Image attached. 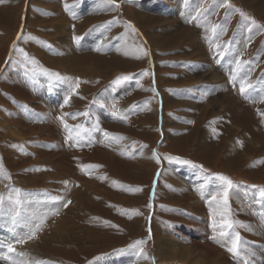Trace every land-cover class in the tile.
I'll return each mask as SVG.
<instances>
[{
  "label": "rangeland",
  "instance_id": "1",
  "mask_svg": "<svg viewBox=\"0 0 264 264\" xmlns=\"http://www.w3.org/2000/svg\"><path fill=\"white\" fill-rule=\"evenodd\" d=\"M204 1L0 3V264H264V0Z\"/></svg>",
  "mask_w": 264,
  "mask_h": 264
},
{
  "label": "crops",
  "instance_id": "2",
  "mask_svg": "<svg viewBox=\"0 0 264 264\" xmlns=\"http://www.w3.org/2000/svg\"><path fill=\"white\" fill-rule=\"evenodd\" d=\"M205 3H206V0L204 1L203 6H205ZM193 10H194V5H193V4H191V6H183V11H182V13H181V14L179 13L177 16H178L180 19H182L183 21H185L188 25H192V23H191L192 16H189V13H191ZM235 14L240 15L239 11H238V12H235V11H234V14H233V15H235ZM176 18H177V17H176ZM245 18H246V17H245ZM177 19H178V18H177ZM234 20H239L238 16H237ZM241 22L244 23V21H240L239 23H241ZM229 27H230V22L228 21L227 24L223 27L222 31H224V32H228ZM239 28H240V27H239ZM239 28H237L236 30H233V31H234V34L232 35L231 42H230V45H229V50L231 51V53L235 50L236 47H239L238 54H239L240 51H242V48L239 46V43H238V46H234V45H233V43L237 42L236 40H234V37H235V35H236V33H237V31H238ZM222 31H221V32H222ZM222 36H223V35L220 34V35H219V38L222 37ZM197 38H198V41H200V42L198 43V47H199V48H200V47H203V52H204V53L206 52V50H208V51L214 52L213 55H212L211 57H217V56H220L219 52H221V51H219V50L216 49V48L214 49V48L210 45V42H209L210 40H209V38H208V35H207L205 32H204V36H203V37L197 36ZM200 39H202V40H200ZM203 42H204V43H203ZM206 48H207V49H206ZM211 57H210V58H211ZM218 63H219V65L222 66V64H223V60L218 61ZM224 69H225V67L222 66V70H221V71H223ZM231 77L233 78L232 75H231ZM232 83L237 84L236 82H232ZM224 90H226V86L224 87ZM221 92H222V91H221ZM256 93H257V92H256ZM259 93H261V92H259ZM232 94L238 96V99H240V100L243 101L244 103H249V104H251V103H253V102L255 101V99H256L255 95L252 94L251 91L249 92L248 90H244V92H241V90H240L239 92H237V90H235V93L232 92ZM232 94H231V95H232ZM253 97H254V99H253ZM28 111H29V110H28ZM29 112H30V111H29ZM26 114L29 115V119H32L33 116H34V114H32L31 112H30V113H26ZM63 123H66V120H65V122H63ZM70 144H71V143H70Z\"/></svg>",
  "mask_w": 264,
  "mask_h": 264
},
{
  "label": "bare ground",
  "instance_id": "3",
  "mask_svg": "<svg viewBox=\"0 0 264 264\" xmlns=\"http://www.w3.org/2000/svg\"><path fill=\"white\" fill-rule=\"evenodd\" d=\"M78 4V3H77ZM99 4V3H98ZM100 5V4H99ZM96 6V5H95ZM101 6V5H100ZM145 12V11H144ZM143 14V13H142ZM13 15V14H12ZM138 16V15H137ZM49 19V18H48ZM142 20V19H141ZM77 33V32H76ZM159 35H160V32H159ZM154 36H152V38H153ZM62 38H63V40H62ZM58 40H60L61 42H63L64 41V35H60V36H58V38H57ZM123 40V39H122ZM108 42V41H107ZM122 43L124 42V41H121ZM120 42V48L121 47H123V50H124V52H125V47H124V45L122 44ZM57 47H59L60 49H59V52L62 54V53H68L69 51H66L65 49H62V47H60V44H58L57 45ZM65 47V46H64ZM108 47V46H107ZM127 47V46H126ZM66 48V47H65ZM108 48H110V47H108ZM128 49V51L127 52H129L131 49L130 48H127ZM132 51V50H131ZM44 55V54H43ZM48 54H46V56H47ZM49 56V55H48ZM58 57V56H57ZM70 58H74V57H70ZM50 59V58H49ZM67 61H69L68 60V58H65ZM59 61V60H58ZM61 61V60H60ZM59 61V62H60ZM56 62V61H55ZM54 63V62H53ZM96 64H97V62H96V60H94V63H92V64H90V65H87V67L89 68V69H94V68H96ZM94 71H95V69H94ZM59 72V71H58ZM246 83L247 82H244L243 83V86L245 87V85H246ZM43 100V99H42ZM45 102V101H44ZM45 106V105H44ZM66 106H68V105H66ZM42 107V106H41ZM190 114H191V112H190ZM20 119V118H19ZM24 119V118H23ZM21 120V119H20ZM7 127H9V125L7 124L6 125V128ZM51 128V131H53L54 129H53V127L51 126L50 127ZM13 129V128H12ZM53 129V130H52ZM10 131V130H9ZM18 131V130H17ZM16 130H15V132H16V134H19V135H22L23 133H18ZM47 141V140H46ZM49 141V140H48ZM47 141V142H48ZM46 144V143H45ZM49 145H52V142H50L49 141ZM45 155H47V154H45ZM75 176V175H74ZM210 178V177H209ZM206 179V178H205ZM207 180V179H206ZM194 186V185H193ZM78 188V187H77ZM76 188V189H77ZM205 190V189H204ZM55 191V190H54ZM239 191H241V190H239ZM74 197H75V195H74ZM199 198V197H198ZM238 200V202H239V199H237ZM74 201V200H73ZM235 203H236V201H235ZM237 205V204H236ZM202 206L199 204L198 206H197V211H201L202 209ZM205 208V207H204ZM238 210V209H237ZM211 221V220H210ZM208 231V230H207ZM209 232H211V229H209ZM214 233H217V231L215 230L214 231ZM250 233H251V231H250ZM170 230H168L167 231V233L165 234V235H163L162 237H160V239H162V240H165V239H169V238H171L170 237ZM7 235V234H6ZM251 235H252V233H251ZM223 236V238L222 237H220V238H222L221 240H216V242L219 244V245H223L224 244V241L226 240L225 239V237L227 238V241L230 243V244H232V240L233 239H235V236H228V235H222ZM3 237V236H2ZM218 237V236H217ZM6 238H8V237H6ZM3 240L5 239V238H2ZM9 240H10V238H8ZM156 239H158V238H156ZM6 240V239H5ZM1 241V240H0ZM4 242H6V241H4ZM165 242V241H164ZM162 243V242H161ZM4 246H5V244H2V247L0 248V251H2V255L1 256H3V257H5L6 256V250H2V249H4ZM163 246V247H162ZM165 247V248H164ZM173 247V244L172 243H170V241L169 242H167V243H163L162 245H160V243L158 242V241H156V249H157V251H159L160 253H162V252H166V255L167 256H169L167 253H170V252H167V251H170V249H167V248H172ZM210 247L212 248V249H216L212 244H210ZM7 248H8V244H7ZM198 250H199V252H202V253H205L206 251H207V253H210L209 251H210V248L208 247V249L207 248H205V246H201L200 248H198ZM223 251V250H222ZM213 252V251H212ZM129 254V253H128ZM126 255V254H125ZM156 255V254H155ZM161 255V254H160ZM165 255V254H164ZM204 258V257H203ZM218 258V257H217ZM156 259V258H155ZM154 259V260H155ZM104 260V259H103ZM161 260V259H160ZM207 260H210V258L209 259H207ZM105 261V260H104ZM219 262V261H218ZM111 263V262H110ZM199 262H196L195 264H198ZM106 264V263H105ZM148 264H150L149 262H148ZM156 264H159V263H156ZM201 264V263H200Z\"/></svg>",
  "mask_w": 264,
  "mask_h": 264
},
{
  "label": "snow or ice",
  "instance_id": "4",
  "mask_svg": "<svg viewBox=\"0 0 264 264\" xmlns=\"http://www.w3.org/2000/svg\"><path fill=\"white\" fill-rule=\"evenodd\" d=\"M109 2H110V3H114L115 0H109ZM0 3H3V0H0ZM241 15H243V13H241ZM141 51L144 52L145 55H147V52H146V51H144L143 49H141ZM146 74H147V73L145 72V75H146ZM52 75L56 76L57 79H61V77L59 76L58 73H52ZM128 78H129V77H126V76H125V77H122V78H118V79L115 81V83H120L122 79L126 80V79H128ZM78 86H79V82H77V87H78ZM244 90H245V89H244V86H243V84H242V86H241V92H244ZM73 91H75V90L73 89ZM64 103H65V104L68 103V99H67V98L65 99ZM67 127H68V126L65 124V128H67ZM104 134H105V136H108V135H109L107 132H105ZM171 159L179 160V162H181V163H185V164H187V163H191L190 161H187V160H181V159L178 158V157H172ZM201 167H202V166H201ZM0 173H2V166H0ZM9 178H10V177H9ZM220 179H221L222 181H224V182H225V185H226V186L224 187V205L227 206V203H228V191H229V189L233 186V182H232L228 177H226V176H222V175L220 176ZM20 191H21L20 189H15V192H16L17 194H18ZM213 198L215 199V197H213ZM9 199H11V197H9ZM2 203H3V195L0 194V204H2ZM16 203H17V204L20 203L19 198L17 199ZM65 206H67V205H65ZM223 223H224L225 225H227L228 228H231V227H232V223H231L230 221H228V220H224ZM39 227H40V225L37 224V225H36V228H39ZM221 235H227V233L222 232ZM34 236H35V231L33 230L32 233H31V235L27 236V239H32ZM16 242H17V243H23L24 240H23V239H21V240H17ZM138 243H143V242H138ZM238 249H239V235L237 234L236 237H235V239L232 240V246H231V247H228L227 251H228L229 253H232L233 255H236V254L238 253ZM8 250H9V252H13V251H14V249H13L10 245L8 246ZM140 251H141V253H143V249H141ZM0 258L7 259V257H0Z\"/></svg>",
  "mask_w": 264,
  "mask_h": 264
}]
</instances>
